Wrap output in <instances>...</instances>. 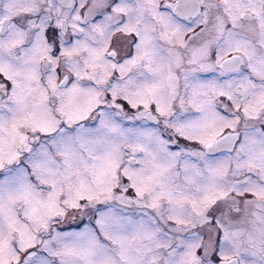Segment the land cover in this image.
I'll list each match as a JSON object with an SVG mask.
<instances>
[{
	"label": "snow or ice",
	"instance_id": "6c2138e0",
	"mask_svg": "<svg viewBox=\"0 0 264 264\" xmlns=\"http://www.w3.org/2000/svg\"><path fill=\"white\" fill-rule=\"evenodd\" d=\"M0 264H264V0H0Z\"/></svg>",
	"mask_w": 264,
	"mask_h": 264
}]
</instances>
